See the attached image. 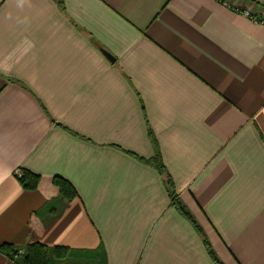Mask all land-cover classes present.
Listing matches in <instances>:
<instances>
[{
  "label": "crops",
  "instance_id": "obj_1",
  "mask_svg": "<svg viewBox=\"0 0 264 264\" xmlns=\"http://www.w3.org/2000/svg\"><path fill=\"white\" fill-rule=\"evenodd\" d=\"M62 5L0 0V245L19 252L0 264L35 242L105 264H214L127 154L153 155L148 127L220 261L264 264V22L232 9L264 21V0Z\"/></svg>",
  "mask_w": 264,
  "mask_h": 264
},
{
  "label": "trees",
  "instance_id": "obj_2",
  "mask_svg": "<svg viewBox=\"0 0 264 264\" xmlns=\"http://www.w3.org/2000/svg\"><path fill=\"white\" fill-rule=\"evenodd\" d=\"M56 1L57 4L62 8V0ZM99 48L106 56L113 59V57L108 52H106L101 47ZM147 135L154 147V153L150 158H142L130 152H127V154L135 158L137 161L147 166H150L156 170V172L161 177L164 189L169 197L171 206L174 207L177 212L191 224L195 232L201 238V241L211 261L214 264H223L212 249L205 233L203 232V229L200 227L192 213L179 199V196L175 190L173 179L162 161L157 142L149 127L147 128ZM18 181L23 189L33 190L38 185L39 176L34 175L29 171L23 170L21 171L20 176H18ZM53 184L57 187L61 199L70 201L74 197H76L77 194L75 189L66 180L59 177H54ZM73 252L74 251L72 249L64 246L49 247L37 242L30 243L24 247V250L21 253L22 256L19 261V264H61L62 261L67 260L68 263L65 264H105V259L102 258L101 252H99L98 250L94 252H81V254L86 256V258L82 260L75 259L72 255ZM0 253L10 259H14L15 257H17V255H19L18 248L8 243H3L0 245ZM91 254L93 256H91Z\"/></svg>",
  "mask_w": 264,
  "mask_h": 264
},
{
  "label": "built area",
  "instance_id": "obj_3",
  "mask_svg": "<svg viewBox=\"0 0 264 264\" xmlns=\"http://www.w3.org/2000/svg\"><path fill=\"white\" fill-rule=\"evenodd\" d=\"M224 3V2H223ZM225 5H226V3H224ZM232 9L235 11V12H238V13H241L243 16H245V17H248V18H250L251 20H256V21H258V22H264V21H262V20H257V19H255V17L249 12V11H246V10H242L241 8H239V7H232ZM18 176H20V172H17L16 173Z\"/></svg>",
  "mask_w": 264,
  "mask_h": 264
},
{
  "label": "rangeland",
  "instance_id": "obj_4",
  "mask_svg": "<svg viewBox=\"0 0 264 264\" xmlns=\"http://www.w3.org/2000/svg\"><path fill=\"white\" fill-rule=\"evenodd\" d=\"M65 263H68V260L67 261H62L61 264H65Z\"/></svg>",
  "mask_w": 264,
  "mask_h": 264
},
{
  "label": "water",
  "instance_id": "obj_5",
  "mask_svg": "<svg viewBox=\"0 0 264 264\" xmlns=\"http://www.w3.org/2000/svg\"><path fill=\"white\" fill-rule=\"evenodd\" d=\"M108 57V56H107ZM109 58V57H108ZM109 59H111V58H109ZM111 60H113V59H111Z\"/></svg>",
  "mask_w": 264,
  "mask_h": 264
}]
</instances>
